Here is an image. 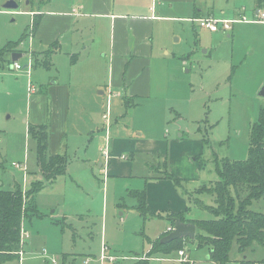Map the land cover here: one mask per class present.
<instances>
[{
	"label": "rangeland",
	"instance_id": "rangeland-1",
	"mask_svg": "<svg viewBox=\"0 0 264 264\" xmlns=\"http://www.w3.org/2000/svg\"><path fill=\"white\" fill-rule=\"evenodd\" d=\"M8 1L0 0V49L31 31L32 12L63 10L60 5L69 0H15L16 9L5 8ZM161 2L154 41L161 59L154 60L155 86L145 97L109 102L101 95L99 110L95 102L74 96L69 110L62 104L47 116L46 104L48 100L51 107V100L37 98V92L30 89L31 84L40 89L39 66L25 67L29 59L23 56L17 61L22 68L17 69L10 56L11 63L0 68V189L25 190L32 181L42 179L29 121L48 122L50 149L69 159L66 173L35 195V211L24 220L23 229L29 236L23 237L22 230L23 254L5 264H188L179 255L181 249H187L196 264H219L210 258L207 247H198L190 238H182L179 251L148 256L145 262L151 241L167 235L173 221L168 213L172 212L158 209L157 216L144 219L132 190L144 189L145 181L166 170L178 178L173 172L177 171L185 176L184 188L171 180L177 191L173 195L190 206L185 215L213 218L209 210L195 204L199 199L213 205V197L198 194L197 189L219 179L217 157L219 161L248 157L250 130L264 109V95H260L264 88V22L237 23L231 36L224 31L214 34L193 20V4ZM255 7L256 0H216L213 12L216 18L233 20L246 8L252 18ZM29 45L28 39L20 49L28 50ZM44 58L40 55V64L49 63ZM57 60V67H51L45 77L56 76L58 68L61 77L68 75L66 62ZM104 112L111 140L132 141L129 149L108 147L111 160L132 164L131 177L121 175V167L108 169L101 150ZM155 150L157 154L165 150V157L153 154ZM197 154L204 162L202 167V161L194 159ZM251 207L264 212V200H255ZM104 245L117 262L103 257ZM248 259L264 264V246L254 242L242 252L234 241L225 264Z\"/></svg>",
	"mask_w": 264,
	"mask_h": 264
},
{
	"label": "crops",
	"instance_id": "crops-1",
	"mask_svg": "<svg viewBox=\"0 0 264 264\" xmlns=\"http://www.w3.org/2000/svg\"><path fill=\"white\" fill-rule=\"evenodd\" d=\"M151 1L69 0L60 5L64 7L63 10L50 8L43 12L39 11V13L32 12L34 18L35 16L40 17V24L34 34L30 32L29 42L31 45L25 55L28 56V61L33 59L32 52H45L53 43H58L57 50L50 57V67L37 65L39 66L37 72H40L38 73L40 89H37L35 94L37 98L43 97L51 100V107L47 100V116L56 108L61 109L62 104L64 109L68 106L67 110H69L70 100L74 96L85 102H95L100 110L98 98L101 95H103V99L107 97L110 102V99L113 98L132 100L134 97L141 98L152 93L155 86L152 65L156 58L161 59V56L156 54L154 43L156 21L161 20L156 12L157 5L160 4L161 8L163 2H161L162 0H157L155 3L153 0ZM215 3L216 0H186V5H194V21L207 16L216 18L213 12ZM262 9L264 7L259 8L257 0L252 18H248L249 13L246 8L243 11L241 9L238 13L239 17L236 19H241L240 17L245 15L248 21L234 22L232 30L226 33L231 36L229 33L234 31V25L237 23L260 22L256 19L259 18V12ZM209 31L217 34L224 30ZM23 47H26V44L20 46V48ZM73 56H75V62L72 61ZM57 59L66 62L68 75L61 77L58 68L56 76L45 77L44 73L50 72L51 67L57 65ZM110 109V104H108V113ZM29 124L44 123L42 120H37L33 123L29 121ZM110 130L107 132V127H105L102 146L107 144L110 147L111 145L112 151H116L115 148H130L132 141L129 139L111 140ZM107 135L109 136L108 140ZM164 151L159 150L158 154L157 151L153 154L165 157ZM50 152L52 154L59 153L57 150L51 149ZM170 156L172 157V154ZM123 157L124 155H121V159ZM109 159L106 163L108 169L112 167L113 171L115 168L121 167L123 172L119 173L131 177L132 164L121 163L116 158L110 159L109 162ZM173 172L178 178L185 179L184 175H180L177 171ZM108 173L110 175L109 171ZM161 176V174L158 178L151 176V179L145 181L144 188L149 209L154 213H157L158 209L165 208L170 212L185 213L186 204L184 205L179 197L177 200L174 196L177 195V191L172 181L159 178ZM135 190L137 189H133L132 192ZM157 194H159L158 197ZM186 219L191 218L186 216Z\"/></svg>",
	"mask_w": 264,
	"mask_h": 264
},
{
	"label": "trees",
	"instance_id": "trees-1",
	"mask_svg": "<svg viewBox=\"0 0 264 264\" xmlns=\"http://www.w3.org/2000/svg\"><path fill=\"white\" fill-rule=\"evenodd\" d=\"M257 3L259 8L264 7V0H257ZM39 24L40 17L36 16L30 27L32 34ZM30 32H25L19 40L10 41L0 49V68L11 63L9 57L13 52H28L21 50L20 45L26 44L30 38ZM57 45L58 43H53L50 49L43 53L32 52L33 66L41 63L39 62L41 54L45 57L43 60L48 59L49 62L41 65L49 68L51 54L55 52L54 48ZM72 61L75 62V56L72 57ZM28 132L36 141L37 162L42 179L32 181L25 190L20 187L15 190L0 189V264L19 258L23 252L24 220L29 216V212L35 211L33 202L35 195L47 185L54 183L60 175L66 173L69 164L67 154L50 152L48 122L40 125L29 124ZM204 140L206 141V138ZM195 159L202 161L199 155ZM215 162L219 179L212 185L204 184L197 189L198 194L211 195L214 204L207 205L195 199V204L209 210L213 218L187 220L185 213L172 212L168 215L169 219L173 220V226L175 218H180L183 222L194 223L197 232L195 238L190 240L196 241L198 247H207L210 250L211 259L219 264H225L229 259V252L234 241L237 242L242 252L254 242L264 246V212L251 207L255 200H264V109L260 111L259 120L251 127L248 157L244 160L225 158L222 161H219L217 157ZM203 163V161L200 162L201 167ZM159 178L170 179L176 186L184 188L182 185L184 180L175 177L168 170ZM132 193L138 200V209L144 219L148 216H157V213L152 212L147 205L145 188L137 189ZM185 195H188L190 199L193 198L188 191ZM189 208L190 206L187 207V212ZM162 237L151 241V250L145 262L155 254H169L183 247L182 238L163 243L161 242ZM256 263L250 259L241 262V264Z\"/></svg>",
	"mask_w": 264,
	"mask_h": 264
},
{
	"label": "built area",
	"instance_id": "built-area-1",
	"mask_svg": "<svg viewBox=\"0 0 264 264\" xmlns=\"http://www.w3.org/2000/svg\"><path fill=\"white\" fill-rule=\"evenodd\" d=\"M154 3L157 0H153ZM241 19H234V20H228V19H216L214 17H203V18H199L197 19L199 26L207 28L211 31H218L220 29L224 30L225 32H229L232 30L233 28V23L236 21H248L247 17L245 15H242V17H240ZM257 21H262L264 22V9L260 10L259 12V18L256 19ZM28 66H33V59L30 60V62L28 63ZM14 67H16L17 69H21L22 66L20 63L18 62H14ZM31 91L32 92H37V89L34 85L31 84ZM104 119L106 122V127H107V132L110 128L109 125V119H108V114L106 113L104 115ZM108 135H107V140H108ZM102 153L105 155L106 158V162L108 161V159L110 158V151L109 148L107 146V144H105L104 146L101 147ZM15 167H19L20 165H18L17 163H13ZM174 230V226H171L168 228V232H171ZM25 236H29V232L26 231L25 229H23V237ZM109 250V247L107 245H104L103 247V257H107L111 262H117V257L115 256H111L109 255V253H107ZM23 254V252L21 253V255ZM179 255L182 257V259H184L186 262H189L190 264H196V261H193L188 253H187V249H181L179 251Z\"/></svg>",
	"mask_w": 264,
	"mask_h": 264
},
{
	"label": "water",
	"instance_id": "water-1",
	"mask_svg": "<svg viewBox=\"0 0 264 264\" xmlns=\"http://www.w3.org/2000/svg\"><path fill=\"white\" fill-rule=\"evenodd\" d=\"M5 8L16 9L18 8V3L15 0H9L5 5ZM26 52L15 51L11 54V60L17 62L21 57L25 56ZM28 65H25L27 67ZM260 95H264V88L260 92ZM174 230L168 233L166 236L162 237L161 242L168 243L175 239L180 238H190L194 239L197 232V227L192 222H183L180 218L174 219ZM119 264V263H117Z\"/></svg>",
	"mask_w": 264,
	"mask_h": 264
}]
</instances>
